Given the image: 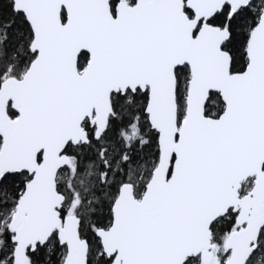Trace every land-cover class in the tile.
Wrapping results in <instances>:
<instances>
[{
	"label": "snow or ice",
	"instance_id": "6c2138e0",
	"mask_svg": "<svg viewBox=\"0 0 264 264\" xmlns=\"http://www.w3.org/2000/svg\"><path fill=\"white\" fill-rule=\"evenodd\" d=\"M218 189L179 264H264V0H0V264H177Z\"/></svg>",
	"mask_w": 264,
	"mask_h": 264
},
{
	"label": "water",
	"instance_id": "95a60500",
	"mask_svg": "<svg viewBox=\"0 0 264 264\" xmlns=\"http://www.w3.org/2000/svg\"><path fill=\"white\" fill-rule=\"evenodd\" d=\"M104 105V114L111 111L110 107H108V99L107 94L104 95L103 100ZM63 147V145H60ZM63 161H61L62 163ZM54 162L52 161V157L50 155V166ZM251 166L248 164L238 163L232 165L227 174V184L229 186L235 185L237 188L240 184L248 178L252 171H254ZM54 172V169H53ZM51 179V175L49 176ZM232 191V196L234 197V190ZM228 202L231 200L228 198L227 194L222 190H217V195L210 201L209 203L205 204L201 210L196 215L195 224L193 225L191 219H188L183 228V235L184 238L188 241V243L183 246L180 250L173 251L174 257L177 259V264L179 261L183 259V256L186 255L189 251H197L199 250L200 246H206L208 241L211 238V234L207 231V223L212 218L213 215H218L219 211L223 210V207L226 206ZM58 223V221H57ZM73 224V231H72V239L74 244V260H79V264H82V253L77 257L76 255V245L77 242L75 241V231H74V221H70ZM110 247L112 245V241H109ZM212 258L205 254V260H211Z\"/></svg>",
	"mask_w": 264,
	"mask_h": 264
},
{
	"label": "trees",
	"instance_id": "16d2710c",
	"mask_svg": "<svg viewBox=\"0 0 264 264\" xmlns=\"http://www.w3.org/2000/svg\"><path fill=\"white\" fill-rule=\"evenodd\" d=\"M70 179V177L69 176H67V174H64L62 177H61V182L63 183V182H66V181H68Z\"/></svg>",
	"mask_w": 264,
	"mask_h": 264
}]
</instances>
